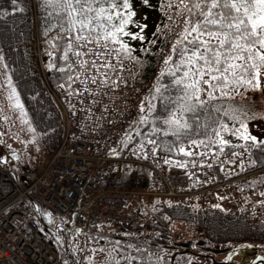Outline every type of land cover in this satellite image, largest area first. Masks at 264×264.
I'll use <instances>...</instances> for the list:
<instances>
[{
  "label": "built area",
  "instance_id": "2783aa9c",
  "mask_svg": "<svg viewBox=\"0 0 264 264\" xmlns=\"http://www.w3.org/2000/svg\"><path fill=\"white\" fill-rule=\"evenodd\" d=\"M32 46L49 84L47 47L36 29ZM120 59L123 68L113 56L115 74L109 70L118 87L88 83L85 91L83 75L59 88L49 84L63 113L64 135L41 172L21 171L8 158L0 162V264H63L55 234L65 226L50 223L38 214L37 205L53 217H68L71 228L82 231L111 223L138 231L148 203L162 196L209 209L219 204L245 216L253 227L264 224V205L257 203L264 201V166L244 165L241 170L243 155L213 151L194 152H206L203 164L200 155L177 160L160 147L153 154L146 139L144 158L141 140L121 142L138 117L151 81L143 79L142 68L131 59ZM112 148L119 154H110ZM185 161L186 167L176 164Z\"/></svg>",
  "mask_w": 264,
  "mask_h": 264
},
{
  "label": "snow or ice",
  "instance_id": "6c2138e0",
  "mask_svg": "<svg viewBox=\"0 0 264 264\" xmlns=\"http://www.w3.org/2000/svg\"><path fill=\"white\" fill-rule=\"evenodd\" d=\"M10 2L13 12L23 11V8H17L18 0ZM141 6L156 7L150 0H141ZM40 7L54 21H58L46 28L44 34L47 36L52 29H59L58 34L49 41L53 48L60 42L62 55L59 59L63 61V66L59 71L67 75L68 81L83 75L84 79L80 83L85 85V91H89L88 83H111L113 87H118L109 74L110 69L115 74L113 56L121 69V57L143 63L134 55L135 46L132 42L140 41L142 52L150 50L143 47L147 39L144 34L148 27L144 22L147 15L137 19L138 9L134 7L133 0H42ZM159 9L167 17L164 23L166 31L162 32L157 26L152 33L153 39L147 40V43L155 44L158 34L166 36L168 32H173L171 24L174 23V17L179 20L175 25L178 31L174 32L170 50L163 57L164 67L160 75L148 96L140 102L138 119L132 122L135 126L133 130L152 145L153 154L161 145L140 131V125L148 124L149 121L152 135L162 133L165 137H175L170 144L168 141L163 142L169 152L175 148L185 156L200 155V163L203 164L206 152L194 153L185 146V141L213 152L216 149L212 145H219L222 154L226 147L242 146L248 151L249 164L255 165L258 161L252 158L253 153L249 149L251 147L264 152V140L250 132L249 121L264 119V110L252 111L246 105L224 107L219 101L225 98L233 100L239 94L238 89H243L244 93L260 90L264 96V0H159ZM7 15L8 12L0 8V16ZM133 28L137 30L133 31ZM54 56L56 52L49 53L50 58ZM3 59L0 55V60ZM48 67L55 68L56 65L50 62ZM165 77L169 80L168 84L162 83ZM7 83L11 89L9 100L15 98L14 106L20 108L21 115L26 116L10 76L7 77ZM213 101L217 103L213 104ZM225 133L244 141L243 145L233 143L225 137ZM132 139L131 133H126L121 142ZM124 147H127V143H124ZM138 147L140 154L147 158L143 139ZM109 151L110 154H119L116 148ZM12 154L19 159L15 152ZM237 155L232 152L233 157ZM170 161L171 157H168L164 163ZM0 162H4L3 157H0ZM191 163L195 167L197 162L193 160ZM176 164L181 168L187 166L186 161ZM207 167L211 168L212 164ZM240 167L244 170L243 160L240 161ZM220 168L223 171L224 165L220 164ZM255 185L256 181H253L251 186ZM260 195L264 196V192H260ZM257 203L264 205V201ZM213 207L219 208L220 205ZM36 210L51 222L50 212L40 209L38 205ZM56 238L59 240V235ZM127 247L133 248L134 245L129 244ZM245 247L254 246H235L224 257L222 264H231L239 249ZM136 250L140 251L139 248ZM99 251L104 252L105 249L100 248ZM113 253H116L115 247L108 252L105 264H121L122 261L124 264H133L137 259L131 254L124 255L123 250L115 256ZM153 255L148 253L149 258ZM88 259L91 261V257ZM161 259L156 256L157 261ZM257 261L264 264V256L257 255L250 264H257Z\"/></svg>",
  "mask_w": 264,
  "mask_h": 264
},
{
  "label": "trees",
  "instance_id": "16d2710c",
  "mask_svg": "<svg viewBox=\"0 0 264 264\" xmlns=\"http://www.w3.org/2000/svg\"><path fill=\"white\" fill-rule=\"evenodd\" d=\"M41 3L42 0H18L17 8H23V11L17 10L13 12L10 0H0V8L8 12L7 16H0V49L22 103L39 135L40 142L44 148L53 152L60 145L64 135V117L58 102L41 73L38 58L34 47L32 46L35 29H37L39 36L42 39L46 38L50 49L49 53L56 52V56L49 57L50 62L55 63L56 65L55 68H50L48 77L49 83L57 88L66 85L68 80L67 75L59 71V68L63 66V61L59 59L62 55L60 42H57L56 48H53L49 43V41L54 38L50 34L58 28L52 29L47 36L44 34L46 28L54 22L58 23V21H54L53 17L48 16L47 12L40 7ZM150 3L156 7H144L141 6V0H133L134 7L137 9L142 7L145 14L154 19V17L156 18L161 11L159 9V0H150ZM53 16H55V13H53ZM164 23L165 22L160 23V29L162 32L166 31L164 29ZM178 23L179 20L174 18V23L171 24L174 31L168 32L166 36L158 34L156 37L157 42L155 44L149 45L147 40L153 39L152 33L156 30L149 31V33L145 34L147 39L143 43V47L150 49L149 51H140V41L137 40L132 42L135 46L134 55L138 56L143 63L141 64L136 60L134 61L138 66L143 68V79L152 82L151 89L153 88L157 77L160 75L161 70L158 71V67H161L165 53L170 50L171 41L173 42L174 38V32L178 31L175 25ZM151 27H155L154 23ZM132 30L136 31L137 29L133 28ZM162 83H169L167 77L162 80ZM237 92L239 94H236L233 100L225 98L219 101V103L223 104L224 107H228L229 105H246L247 108L252 111L264 110V96H262L260 90H249L244 93L243 89H238ZM205 99H207L206 96ZM212 103L216 104L217 101H213ZM137 119L138 117L135 120ZM225 119L227 120V118ZM256 121H264V119L249 121L250 132L251 124ZM229 123L231 122L229 121ZM150 124L151 121H149L148 124L140 125V131L151 138L156 139L165 153L178 158L187 157L183 153L177 152L175 148H173L171 152L167 151L163 146V142L168 141L170 144L175 140V137L171 135L165 137L162 133L152 135L150 132ZM134 127L135 126L132 124L129 130L134 137L131 141L135 142L144 139L136 134L133 130ZM224 135L233 143L241 145L244 143V141L238 140L229 133H225ZM192 138L195 139L196 137ZM258 138L264 140V138ZM207 143L208 141L205 140V144ZM185 146L188 148L187 141H185ZM212 147L219 151V145H212ZM195 149L210 150L205 149L203 146L195 147L194 150ZM249 150L253 153L252 158L258 161L255 165L249 164L248 151L242 146L239 148H231L230 146L226 147L224 153H232L233 151L243 152L245 154V162L248 168L263 166L264 163L260 161H264V152L259 149H252L251 147ZM152 205H154V216L157 220V222L152 225V228L157 231L158 235L154 236L151 233L141 234V240L131 239L129 242H122L123 244H121V248L124 251L132 250L133 255L139 256L138 258H140V261L138 262L140 263L150 264L152 259L156 258L157 255H160V248H163V243L168 241V232L167 227L165 226L168 221H180L193 228H202L203 231L200 234L201 237L198 238V241L192 240L187 243L188 246L199 243V249L203 251L218 252L219 250H225L222 249L223 247L226 249H232L235 246L242 244H264V226L253 227L249 220L242 214L232 213L224 208L210 210L203 206H193L183 200H177L170 197L158 198L150 206ZM103 226H107L108 232L113 231L114 227H116V225L112 223ZM118 230L120 233L124 234L131 233L128 227L122 226L119 227ZM91 233L94 239L103 238L104 236L108 237L110 235L107 232L97 230H91ZM111 237L112 236L108 238ZM143 238H146V240L142 241ZM129 244L134 245V247L128 248L127 246ZM137 248L140 249L139 252H137ZM171 249H176L177 251H175V253L177 255L184 253V256H186L187 259L188 257L192 258L193 256L191 251H183L182 249H179L177 245ZM148 253H153L154 255L149 258Z\"/></svg>",
  "mask_w": 264,
  "mask_h": 264
},
{
  "label": "rangeland",
  "instance_id": "374dc122",
  "mask_svg": "<svg viewBox=\"0 0 264 264\" xmlns=\"http://www.w3.org/2000/svg\"><path fill=\"white\" fill-rule=\"evenodd\" d=\"M144 15V9L139 7L137 19H140ZM156 18L154 17L153 19L152 17L147 16V20L144 22L147 23L148 27L145 29L144 34L156 30L157 26L160 27V23L167 21V17L162 11L158 13ZM153 23L155 27H151ZM0 55L3 56L1 49ZM165 55L167 54L165 53ZM5 65V60H0V157H3L4 159L10 158L12 164L18 169L29 168L32 171L39 173L46 166L51 151L44 148L40 142L39 135L34 128L24 105L23 108L24 112L27 113L26 116L21 115L20 108L14 106L15 98L11 101L9 100L8 97L11 89L8 86L7 77H11V74L8 67H5ZM48 65L49 63H47V67ZM163 67L164 64L161 68ZM11 80L13 86L16 88L12 77ZM19 100L22 103L20 95ZM33 128L35 131H32ZM250 128L254 135L264 138V121H256L251 124ZM195 147L196 146L188 144V148L193 149L192 151H194ZM13 152L16 153V156L19 157V159L13 156ZM149 207L150 210L148 214L144 215L146 222L138 229V231H131V233L124 234L120 233L117 227H114V230L111 232L107 231V226L93 229L107 232L110 234H107L109 235L108 237L112 236L111 238L104 236L103 238L94 239L91 230L81 231L71 228L70 219L68 217L65 219L64 216L61 223L63 222L67 232L64 231L58 234L60 237L59 240L56 238V244L62 256L63 264H65V261H67V264H105L108 252L113 247L116 248V253H113L115 256L123 250L121 244L129 242L131 239L141 240V234L151 233L152 235L157 236V231L152 228V225L157 222L154 216V205ZM55 223L59 224V220H56ZM165 226L167 227L168 235H166L168 241L163 243L164 249L160 248L159 256L162 259L157 261L156 258H154L151 260L150 264H189V262H191V264H220L221 260L226 256L225 253H222L224 250H219L218 252L203 251L199 249V243L188 246L187 242L192 240L198 241V238L201 237L200 234L203 231L202 228H193L180 221H168ZM261 226H264V224L255 227ZM144 240H146V238L142 239V241ZM176 245L183 251H191V254L193 255L192 258L188 257L187 259V257L184 256V253L177 255L175 253L177 250L171 249ZM258 245L259 244L256 243L257 247ZM259 247L264 251V244H260ZM100 248H104L105 251H99ZM93 249H96V251L93 252ZM222 249L226 248L223 247ZM132 253V250H123V254L126 256L129 254L135 256ZM89 257H91V261H89ZM135 257H137V259L133 264H143L138 262L140 261V258H138L139 256ZM121 263L124 262L122 261Z\"/></svg>",
  "mask_w": 264,
  "mask_h": 264
},
{
  "label": "flooded vegetation",
  "instance_id": "af4514ba",
  "mask_svg": "<svg viewBox=\"0 0 264 264\" xmlns=\"http://www.w3.org/2000/svg\"><path fill=\"white\" fill-rule=\"evenodd\" d=\"M259 246L260 244L256 249L254 247H245L239 249L237 254L234 256L231 264H250V261L255 259L257 255L264 256V251L263 249L261 250ZM230 250L231 249H225L222 253H225V255H227ZM223 261L224 259L221 260L220 264H222ZM257 264H259V261H257Z\"/></svg>",
  "mask_w": 264,
  "mask_h": 264
},
{
  "label": "water",
  "instance_id": "95a60500",
  "mask_svg": "<svg viewBox=\"0 0 264 264\" xmlns=\"http://www.w3.org/2000/svg\"><path fill=\"white\" fill-rule=\"evenodd\" d=\"M26 171H27V172H29V171H30V169H26ZM254 248L256 249V248H257V246H256V245H254Z\"/></svg>",
  "mask_w": 264,
  "mask_h": 264
}]
</instances>
